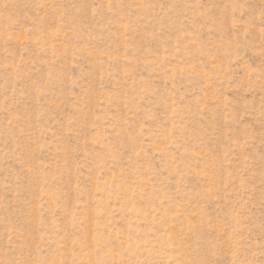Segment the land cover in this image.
<instances>
[{
  "label": "rangeland",
  "instance_id": "obj_1",
  "mask_svg": "<svg viewBox=\"0 0 264 264\" xmlns=\"http://www.w3.org/2000/svg\"><path fill=\"white\" fill-rule=\"evenodd\" d=\"M0 264H264V0H0Z\"/></svg>",
  "mask_w": 264,
  "mask_h": 264
}]
</instances>
